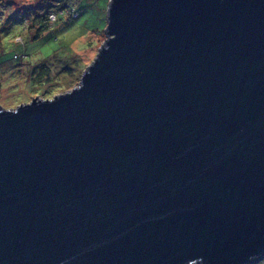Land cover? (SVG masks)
Listing matches in <instances>:
<instances>
[{"label":"water","instance_id":"water-1","mask_svg":"<svg viewBox=\"0 0 264 264\" xmlns=\"http://www.w3.org/2000/svg\"><path fill=\"white\" fill-rule=\"evenodd\" d=\"M106 33L0 107V264L264 258V0H111Z\"/></svg>","mask_w":264,"mask_h":264},{"label":"rangeland","instance_id":"rangeland-1","mask_svg":"<svg viewBox=\"0 0 264 264\" xmlns=\"http://www.w3.org/2000/svg\"><path fill=\"white\" fill-rule=\"evenodd\" d=\"M41 2L43 0H0V63L18 55L17 59H13L15 63L12 71L15 74L9 71L10 66H0V107L4 109H15L36 97L53 98L78 87L83 74L95 62L107 41L110 3L107 0L84 2L79 17L76 3L71 4V9L68 5L62 15L51 16L50 30L37 37L34 28L30 29L28 25L30 16L26 12L35 9ZM18 13L26 15L27 22L17 20L8 26L4 25L9 16ZM54 55L52 60L60 59L58 70L65 65L74 69L69 76L60 69L49 87H33L25 77L29 72L26 73L22 69L25 66L19 63L39 62ZM255 264H264V258Z\"/></svg>","mask_w":264,"mask_h":264},{"label":"trees","instance_id":"trees-1","mask_svg":"<svg viewBox=\"0 0 264 264\" xmlns=\"http://www.w3.org/2000/svg\"><path fill=\"white\" fill-rule=\"evenodd\" d=\"M86 1L88 0H74V1L73 0H43V2L39 3L35 9L32 8V10H28V12H26L30 16L29 17L30 21L28 20V25L30 29L34 28L35 36L39 37L41 36V34L48 32L50 30L51 24H52L51 16H54L57 14L59 16L62 15L64 13V10L68 7V5H69V8L71 9L72 8L71 4L76 3V5L78 6L77 8L79 11L78 13V17H79V15H81L82 4ZM90 1H93V0H90ZM108 2H110V0H107V3ZM13 15L14 14L9 16L8 19L5 20L4 25L8 26L17 20H24L27 22V18L25 17L26 15H23L22 13H18L15 16ZM55 56L56 55L52 56L51 58L49 57L46 60L39 61V62L30 61L27 63H19L25 66L24 68L22 67V69L26 73L29 72V74L25 77L27 81L29 82L31 81V83L33 84V87H40V86L49 87L54 81L56 72L58 73L60 69L65 70L64 71L65 75L67 76L70 75L72 69L74 68L71 66L65 65L58 70L57 68V66L59 65L58 60L60 59L52 60V58ZM62 56H65V55H62ZM13 57L14 58H12L11 60L7 62L0 63V66L1 65L3 66L6 65L5 67L10 66L8 69L9 71L13 72L12 71V69L14 68L13 64L15 63V60L13 59H17L18 55L15 54L13 55ZM49 90L50 88H48V92Z\"/></svg>","mask_w":264,"mask_h":264}]
</instances>
